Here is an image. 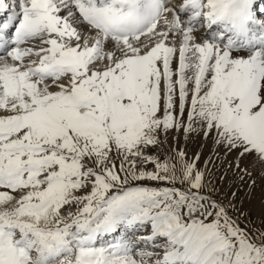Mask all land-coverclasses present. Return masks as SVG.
Returning <instances> with one entry per match:
<instances>
[{
  "label": "snow or ice",
  "instance_id": "6c2138e0",
  "mask_svg": "<svg viewBox=\"0 0 264 264\" xmlns=\"http://www.w3.org/2000/svg\"><path fill=\"white\" fill-rule=\"evenodd\" d=\"M257 168L264 0H0V264H264Z\"/></svg>",
  "mask_w": 264,
  "mask_h": 264
},
{
  "label": "rangeland",
  "instance_id": "374dc122",
  "mask_svg": "<svg viewBox=\"0 0 264 264\" xmlns=\"http://www.w3.org/2000/svg\"><path fill=\"white\" fill-rule=\"evenodd\" d=\"M179 147L186 148L187 150H192L193 153L203 151L205 153V158H206V154L211 148V142L210 141L207 142V145L205 146L203 143V137L197 136L194 133L192 138L190 140H188L187 142H185L184 139L181 137ZM189 158H190V155H189ZM221 158H223L222 152H221ZM229 159H231V157H229ZM226 167H227V165H225V168ZM218 171H220L221 174L223 172L222 169H220ZM252 179L255 180L254 184L246 178V180L240 185L242 186V188H245L246 190L257 192L256 194L258 196H260L261 199L264 201V172L261 173L259 170L253 172ZM223 187L225 189H227L228 185L225 184V185H223ZM232 190H234V189H232ZM242 192L243 191H241V188L239 187L238 195H237V199H236L237 208H239L241 212H244L246 214V217H247L246 219L244 217H242V219H245V223L251 222L252 224L259 226V224L262 222V217H264V211H263V213L259 214V216H255L250 209L244 207V204L242 203V200H243ZM263 210H264V208H263Z\"/></svg>",
  "mask_w": 264,
  "mask_h": 264
},
{
  "label": "bare ground",
  "instance_id": "6f19581e",
  "mask_svg": "<svg viewBox=\"0 0 264 264\" xmlns=\"http://www.w3.org/2000/svg\"><path fill=\"white\" fill-rule=\"evenodd\" d=\"M258 170L259 169L257 168L256 171ZM242 191H243L242 192V197H243L242 203L244 204V207L250 209L255 216H259V214L263 213L264 201L261 199L260 196L256 194L257 192L249 191V190H246L245 188H242Z\"/></svg>",
  "mask_w": 264,
  "mask_h": 264
},
{
  "label": "crops",
  "instance_id": "0c3cea01",
  "mask_svg": "<svg viewBox=\"0 0 264 264\" xmlns=\"http://www.w3.org/2000/svg\"><path fill=\"white\" fill-rule=\"evenodd\" d=\"M188 151V155H190V158L192 157L193 155V151L192 150H187ZM240 188H241V191H242V186L240 185ZM236 190V189H234Z\"/></svg>",
  "mask_w": 264,
  "mask_h": 264
}]
</instances>
